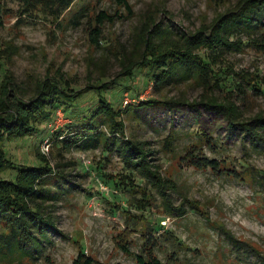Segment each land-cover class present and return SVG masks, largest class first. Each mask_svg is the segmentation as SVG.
<instances>
[{
    "label": "rangeland",
    "instance_id": "obj_1",
    "mask_svg": "<svg viewBox=\"0 0 264 264\" xmlns=\"http://www.w3.org/2000/svg\"><path fill=\"white\" fill-rule=\"evenodd\" d=\"M241 1L129 0L128 11L112 0H74L57 23L41 14H20L18 0H5L14 14L6 15L0 26V81L8 72L25 96L45 76L66 79L74 88L84 89L68 103L72 111L60 104L49 119L37 123L38 132L3 142L7 157L15 163H38L42 153L69 173L72 184L61 198L45 203L44 210L53 216L60 233H50L36 257L0 256V264H71L79 242L94 258L93 264H141L135 254L144 252L147 226L157 238L152 254L164 264H264V153L252 149L249 141L243 148L241 133H230L221 114L189 104L211 91L221 101L231 95L244 117L264 114V93L247 87L253 77L264 80V43L224 51L213 63L220 72V85L211 90L210 80L194 77L156 88L143 67L134 77L121 74L125 57L139 53L143 25L159 22L171 30L169 38L174 40L181 31L191 33L207 26ZM81 6L88 14L101 8L117 12L113 22L103 25L97 45L88 38L85 17L71 19ZM171 39L166 43L172 44ZM199 51L205 53V49ZM233 71L248 79L242 81ZM113 77L114 86L102 90V95L85 89L87 84ZM239 80L247 88L245 96L235 87ZM101 96L122 109L126 136L151 149L147 160L156 169L155 181L126 167L117 151L107 150L105 156L101 142L80 148L57 147L52 140L42 150L45 134L67 130L81 110L91 108ZM147 98L181 103L141 106ZM101 128L107 130L104 125ZM202 130L211 136L212 144L204 140ZM194 142L205 155L239 170L241 178L185 161L181 155ZM15 172L16 168L8 167L1 175L12 178ZM167 199L173 205L184 201L186 212L179 215L166 210L163 202Z\"/></svg>",
    "mask_w": 264,
    "mask_h": 264
},
{
    "label": "trees",
    "instance_id": "obj_2",
    "mask_svg": "<svg viewBox=\"0 0 264 264\" xmlns=\"http://www.w3.org/2000/svg\"><path fill=\"white\" fill-rule=\"evenodd\" d=\"M117 6L131 10L129 0H112ZM74 0H18L20 14H41L45 18L58 23L63 13L71 7ZM85 6L79 7L72 18L78 21L85 17L88 24L87 32L90 42L98 44L102 38V27L106 22H113L117 12H108L107 9H98L93 14H88ZM5 0H0V26L8 14H14ZM20 17V16H19ZM170 29L151 22L143 25L138 38L140 50L138 54L133 51L123 60L122 75L134 77L135 71L144 69L147 80L152 79L153 85L160 88L167 82L176 83L194 77L197 80L209 81L211 87L220 85V72L215 70L213 63L221 59L224 51L240 49L246 44L260 45L264 41V0H242L233 8L221 12L207 26H201L194 32L184 33L173 37ZM171 39L172 44L166 43ZM181 39V40H180ZM205 49L201 54L199 50ZM221 69V68H220ZM222 71V69L220 70ZM238 76L248 79L244 73L233 71ZM115 77L102 80L100 83L87 84L85 89L93 88L97 94L102 95V90L111 88ZM247 85L254 92L264 93V80L253 77ZM249 80V81H250ZM213 81V82H212ZM243 81V79H242ZM241 80L235 86L245 96V85ZM263 83V84H262ZM243 84V85H242ZM84 88H74L66 79L45 76L37 81L30 95H23L21 87L14 85L11 75L4 72L0 81V256L12 257L29 256L36 257L39 247L49 241V234L53 231L60 233L53 216L45 212L46 201L53 203L70 188L69 173L57 168L58 164L51 163L42 153L38 163H15L7 157L3 142L7 138L24 136L38 132L37 123L49 119L55 108L60 104H66L65 109L72 111L68 106L72 99L76 98ZM230 93L232 89L228 90ZM174 106L180 101L169 99L147 98L140 105ZM197 104L215 113L221 114L226 120V126L230 133H241L243 148H247L249 141L252 149L264 153V114L254 113L244 117L239 106L227 96L222 101L218 100L210 91L202 99L189 103ZM81 115L76 117L73 124H68L67 130H54L45 134L42 140L49 143L55 142L57 147H70L76 145L80 148L95 147L101 142L104 155L108 151H117L126 167L139 171L143 178L154 180L155 170L148 162L151 149L146 148L143 141L134 140L125 134V123L121 118L122 109L115 107L113 103L99 97L91 108L81 110ZM104 125L107 130L101 128ZM205 141L210 140L206 131H199ZM168 136H171L168 134ZM191 165L198 168H211L215 173L227 174L231 177L241 178L239 170L227 166L217 157H210L203 153L201 145L194 142L186 146L181 155ZM14 167L16 172L12 178L3 177L1 171L4 168ZM263 175V174H261ZM264 177V176H263ZM155 181V180H154ZM161 192L164 188L157 186ZM166 210L176 214H183L187 207L184 201L173 205L169 200L163 202ZM144 234L142 243L143 253H136V259L141 264H164L157 256L152 254L156 247L157 238L149 230ZM62 234V233H61ZM237 245V244H236ZM238 246V245H237ZM236 246V247H237ZM144 253H149L145 258ZM94 258L87 253L79 242L75 256L71 264H93Z\"/></svg>",
    "mask_w": 264,
    "mask_h": 264
},
{
    "label": "built area",
    "instance_id": "obj_3",
    "mask_svg": "<svg viewBox=\"0 0 264 264\" xmlns=\"http://www.w3.org/2000/svg\"><path fill=\"white\" fill-rule=\"evenodd\" d=\"M44 144H45L46 146H45V148L42 147V150H43V151H44V150H47V147H48L49 142H48V141H47V142H44Z\"/></svg>",
    "mask_w": 264,
    "mask_h": 264
}]
</instances>
